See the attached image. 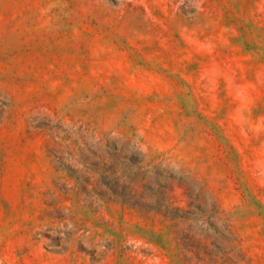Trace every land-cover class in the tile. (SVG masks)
<instances>
[{
    "label": "rangeland",
    "instance_id": "374dc122",
    "mask_svg": "<svg viewBox=\"0 0 264 264\" xmlns=\"http://www.w3.org/2000/svg\"><path fill=\"white\" fill-rule=\"evenodd\" d=\"M0 264H264V0H0Z\"/></svg>",
    "mask_w": 264,
    "mask_h": 264
}]
</instances>
